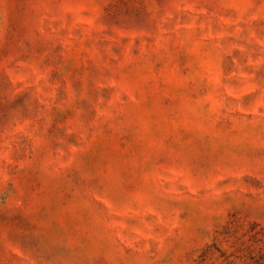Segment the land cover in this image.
<instances>
[{
	"label": "rangeland",
	"instance_id": "obj_1",
	"mask_svg": "<svg viewBox=\"0 0 264 264\" xmlns=\"http://www.w3.org/2000/svg\"><path fill=\"white\" fill-rule=\"evenodd\" d=\"M0 264H264V0H0Z\"/></svg>",
	"mask_w": 264,
	"mask_h": 264
}]
</instances>
